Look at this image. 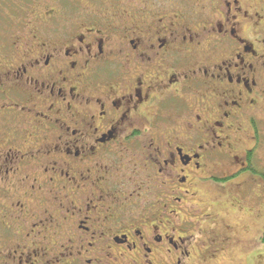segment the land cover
Listing matches in <instances>:
<instances>
[{
  "label": "flooded vegetation",
  "instance_id": "obj_1",
  "mask_svg": "<svg viewBox=\"0 0 264 264\" xmlns=\"http://www.w3.org/2000/svg\"><path fill=\"white\" fill-rule=\"evenodd\" d=\"M68 1L71 17L32 1L0 51V264H190L195 246L227 249L237 229L206 193L264 203V8L220 0L226 14L194 33L192 11L149 0Z\"/></svg>",
  "mask_w": 264,
  "mask_h": 264
},
{
  "label": "rangeland",
  "instance_id": "obj_2",
  "mask_svg": "<svg viewBox=\"0 0 264 264\" xmlns=\"http://www.w3.org/2000/svg\"><path fill=\"white\" fill-rule=\"evenodd\" d=\"M32 1H35V4L39 5L46 0H0V51L7 50L12 36L19 32L20 22L26 19V8L28 9ZM57 1L60 2V8H62L67 17H71L75 12L73 5H71L68 0H63V2L60 0H50V3H58ZM77 1H79L83 7H88L90 2V0ZM121 1L124 3L125 0ZM139 1L142 2V0H126L125 3L136 4L140 7L138 4ZM149 1L162 5V7L167 8V10L172 9L171 7H173L175 11L176 8L183 12L192 11V16L188 20V27L191 28L194 33H200V31H206L207 33L209 29L205 30V28L207 27V24L212 23L215 16L218 15V10L222 9L224 14L227 12V9L221 7L222 1L220 2V0ZM247 1L248 0H241V3L246 10H248L250 5L255 6L256 8H264V0H249L251 3H248ZM106 4L109 5V3ZM102 8H105L106 10L108 9L107 6L101 7V10ZM203 32H201V34H203ZM254 35L257 36L255 31ZM257 125L259 130V148L257 150L255 163L257 169L264 173V118L257 122ZM249 138L250 137H248L247 140ZM249 143L251 144L252 140H250ZM215 173L219 177L224 176L220 174L222 173L221 170H217ZM261 185L264 188V184ZM213 188L214 189L211 192L206 193V198L212 205L211 211L214 214H217L216 218L219 222L222 221L223 217H227V222L231 226H235L237 229L238 233H234L237 238L234 239L233 245L209 258L202 256L200 254L201 251H199L201 248L195 246L194 255L190 264H203L202 260H204V263L208 264V260L213 261V264H264V244L261 242V236L264 233V203L259 202L258 205L252 204L253 206H249L247 210V207L240 206L237 200L234 197H231V193L228 194V190H230L229 185L224 186L223 189L222 187ZM240 220H245L249 223L248 232L244 230L241 231L240 228L237 227Z\"/></svg>",
  "mask_w": 264,
  "mask_h": 264
},
{
  "label": "trees",
  "instance_id": "obj_3",
  "mask_svg": "<svg viewBox=\"0 0 264 264\" xmlns=\"http://www.w3.org/2000/svg\"><path fill=\"white\" fill-rule=\"evenodd\" d=\"M261 242L264 244V233H263V235L261 236Z\"/></svg>",
  "mask_w": 264,
  "mask_h": 264
}]
</instances>
